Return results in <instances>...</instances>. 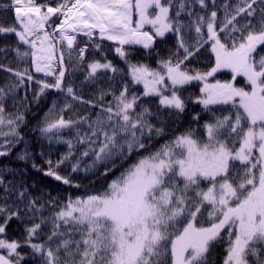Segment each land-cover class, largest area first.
Wrapping results in <instances>:
<instances>
[{
    "label": "snow or ice",
    "instance_id": "obj_1",
    "mask_svg": "<svg viewBox=\"0 0 264 264\" xmlns=\"http://www.w3.org/2000/svg\"><path fill=\"white\" fill-rule=\"evenodd\" d=\"M7 7L13 17L0 23V34L16 40L0 56L14 53L24 67L0 63L10 74L0 86V159L24 140L21 109L34 83L33 100L53 89L63 99L40 132L68 151L46 161L45 175L79 187L60 169L69 162L76 173L84 162L106 184L41 202L0 163V264H22L25 247L38 264H209L218 243L223 264H264V0H11ZM167 34L175 36L174 51L156 67L131 59L133 46L153 50ZM78 36L87 38L83 46ZM104 41L113 42L124 67L104 54ZM202 50L214 65L190 69ZM225 69L231 80L208 82ZM193 81L203 82L193 102L212 115L201 125L195 114V127L168 136ZM66 129L74 139L64 138ZM29 156L26 144L16 154ZM13 218L25 222L22 238L7 235Z\"/></svg>",
    "mask_w": 264,
    "mask_h": 264
},
{
    "label": "trees",
    "instance_id": "obj_2",
    "mask_svg": "<svg viewBox=\"0 0 264 264\" xmlns=\"http://www.w3.org/2000/svg\"><path fill=\"white\" fill-rule=\"evenodd\" d=\"M11 0H0V23L4 21H11L13 17V12L10 10L9 6ZM56 0H53L55 4ZM220 2V0H218ZM94 39L99 40L98 37ZM16 38L12 35H3L0 34V47L3 46H14ZM87 39L78 38V43L80 46L86 42ZM175 43V36L169 34L165 37L163 41L157 40L156 45L153 50L147 49H137L132 48L131 59L135 61H141L150 64L153 67H156V62L161 57L166 58L169 54V50L174 49L172 46ZM104 54L107 55L109 60L119 67H124L123 62L117 56L114 51L115 45L112 42L104 41L103 42ZM127 47V46H126ZM92 52V49H89V54ZM0 63H4L10 67H24L23 64H20L14 58V53H10L7 59H4L3 56H0ZM214 61L209 51L202 50V55H199L196 59H193L191 63L188 64L190 69H195L196 71L204 72L210 69L213 66ZM34 75L40 79L53 80L54 77H45L43 73H35L32 69ZM231 73L227 70H222L218 72L215 77L221 81H227L231 78ZM10 78V74L5 71H0V86H2ZM83 79L81 73L76 74V83L79 84ZM243 79L238 78L236 80L237 86H242ZM140 90V86H137ZM37 90V85L34 83L30 85L27 91L28 103L26 108L21 110L24 112L25 120L21 125L20 131L24 138L23 142L18 144L12 152V155L0 159V163L8 165L10 168L15 170V182L19 185L22 181L24 186L27 187L28 191L36 197L41 198V202L47 199L50 194L52 197H58L61 201H66L68 198H76L77 196H84V194H93L97 190H102L105 186V179L99 175L96 170L85 172L84 162L81 164V170L76 173H71L70 163L66 162L64 165H61L60 174L63 176L71 175L73 180V185L79 184V187L65 185L60 181H56L53 177L45 175V172L48 170L47 160H51L55 164L60 160L61 156L66 154L68 151L67 145L63 143H57L55 140L49 142L46 136L42 135L40 128L43 126L46 114L49 109L52 107L54 101H57L58 107L62 106L63 99L62 97L57 100L59 93L56 90H47L46 93L40 97L39 100H33V91ZM87 91V90H86ZM142 91V90H141ZM19 96H23L24 92L21 90L18 93ZM200 84L191 83L190 85L185 86L183 91V96L188 99L187 107L185 112L179 117V122L174 125H170L168 136L178 134L183 131L190 125L195 127L196 122L193 121L192 117L195 114H200L199 123L202 125L205 120L209 119L212 115L211 112L206 111L202 105L193 102L196 97L200 96ZM8 110L14 111L12 108L11 100L7 101ZM211 108H229V105H213ZM83 111V109H82ZM219 114V113H217ZM63 136L65 139H74L75 132H70L69 130H64ZM167 138V137H165ZM3 142V138L0 137V143ZM163 139L160 141H154L153 146H158L159 143H162ZM25 144L27 145L28 152L30 153L29 158L26 160H18L16 154L21 150H24ZM79 151H83L82 146H78ZM43 153V154H42ZM79 155V152H77ZM85 162H90L88 158H84ZM74 162V161H73ZM35 163L36 168L32 165ZM102 170V169H101ZM112 178L110 174L108 180ZM9 179H13L10 175ZM11 203V201H9ZM45 215H48L47 208L44 212ZM2 222V221H0ZM25 222L13 218L9 221L6 232L9 238H22L24 235ZM225 245L216 244L209 253V264H223V259L225 256L224 251ZM22 255L25 256V260L22 261V264H38L37 260H34L32 257V251L30 247H25L22 249Z\"/></svg>",
    "mask_w": 264,
    "mask_h": 264
},
{
    "label": "rangeland",
    "instance_id": "obj_3",
    "mask_svg": "<svg viewBox=\"0 0 264 264\" xmlns=\"http://www.w3.org/2000/svg\"><path fill=\"white\" fill-rule=\"evenodd\" d=\"M232 74V73H231ZM237 78H239V77H237ZM240 78H243V77H240ZM217 80V78L215 77V76H213V77H209L208 78V82L209 83H214L215 81ZM219 80V79H218ZM229 80H231V78L229 79ZM229 80H227V81H229ZM221 81V80H220ZM221 82H226V81H221ZM192 83H200L201 84V87H203V82L202 81H193ZM236 83V82H235Z\"/></svg>",
    "mask_w": 264,
    "mask_h": 264
}]
</instances>
